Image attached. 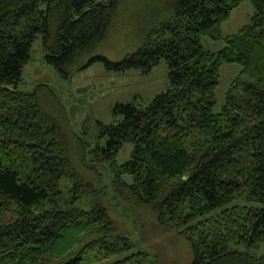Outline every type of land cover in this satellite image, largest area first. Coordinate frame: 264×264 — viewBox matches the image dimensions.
Returning a JSON list of instances; mask_svg holds the SVG:
<instances>
[{
  "label": "trees",
  "instance_id": "trees-1",
  "mask_svg": "<svg viewBox=\"0 0 264 264\" xmlns=\"http://www.w3.org/2000/svg\"><path fill=\"white\" fill-rule=\"evenodd\" d=\"M126 1L0 0V264L118 255L111 264H162L141 232L129 236L112 215L106 175L115 200L129 196L189 241L187 264H264L250 251L264 241V209L223 208L264 203V0H250V21L230 35L221 25L242 0H159L136 50L79 65ZM38 35L63 77L98 60L143 74L165 61L167 89L145 104L118 103L110 123L89 116L79 134L52 86L20 89ZM203 37L224 46L206 49ZM231 63L241 70L216 112L221 67Z\"/></svg>",
  "mask_w": 264,
  "mask_h": 264
},
{
  "label": "rangeland",
  "instance_id": "rangeland-1",
  "mask_svg": "<svg viewBox=\"0 0 264 264\" xmlns=\"http://www.w3.org/2000/svg\"><path fill=\"white\" fill-rule=\"evenodd\" d=\"M130 2L136 3L129 4ZM159 6V0L122 2L108 36L91 54L84 57L79 65L86 63L94 55H103L115 62L120 61L128 53L136 50L142 44L149 25L160 16L157 11ZM253 12L250 0H242L240 6L232 11L230 18L221 25L222 33L224 35L235 33L250 21ZM202 44L206 49L214 51L224 46L222 40L216 41L209 37H203ZM240 70L241 66L237 63L222 65L220 82L216 89V112L225 104L226 92ZM38 83H47L53 87L67 109L73 129L80 134L82 122L89 116L110 123L114 119L113 108L118 103L135 101L145 104L155 95L165 91L168 86V67L165 61H161L149 74H143L137 69L122 72L108 69L103 61L98 60L85 68H76L70 77H63L47 62L42 36L38 35L33 43L32 59L24 67L20 89L31 92ZM131 149V143L124 144L118 155L120 163L129 158ZM103 181L101 184L104 183L102 186L111 197V213L122 223L129 236H136L137 232H141L145 245L154 249L162 264H187L191 260L190 243L176 229L156 225L149 209L136 206L129 196L126 199L120 198V201L115 200L109 176L106 175ZM235 204L264 209L263 202L246 199H236L223 208ZM239 248L247 249L245 245H240ZM250 251L255 255H263L264 241ZM126 254L129 252L126 251ZM121 256H113L96 264H111ZM67 260L68 258L54 257L50 264H65Z\"/></svg>",
  "mask_w": 264,
  "mask_h": 264
}]
</instances>
